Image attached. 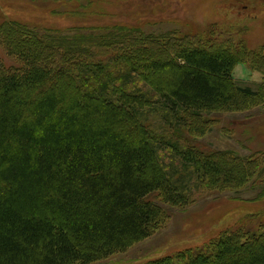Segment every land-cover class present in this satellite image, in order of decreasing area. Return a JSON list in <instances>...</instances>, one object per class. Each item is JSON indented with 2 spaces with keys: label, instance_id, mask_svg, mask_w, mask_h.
Returning a JSON list of instances; mask_svg holds the SVG:
<instances>
[{
  "label": "trees",
  "instance_id": "1",
  "mask_svg": "<svg viewBox=\"0 0 264 264\" xmlns=\"http://www.w3.org/2000/svg\"><path fill=\"white\" fill-rule=\"evenodd\" d=\"M201 36L0 24V50L19 63L0 64V264H92L124 252L163 215L150 198L185 207L192 181L264 189V153L205 155L182 140L191 121L258 96L234 84L241 57L230 43ZM242 222L147 264H264V223L253 232Z\"/></svg>",
  "mask_w": 264,
  "mask_h": 264
},
{
  "label": "rangeland",
  "instance_id": "2",
  "mask_svg": "<svg viewBox=\"0 0 264 264\" xmlns=\"http://www.w3.org/2000/svg\"><path fill=\"white\" fill-rule=\"evenodd\" d=\"M3 22L25 25L39 35L100 34L122 27L191 42L205 32L208 41L218 39L216 46L228 41L241 57L233 69L234 84L258 96L242 110L212 112L191 121L193 129L182 140L205 155L248 158L264 153V0H0ZM0 62L5 69L19 67L3 50ZM192 183L196 186L185 207L164 204L159 195L150 198L163 211L150 237L92 264H147L201 248L242 221L253 232L262 227L263 184L251 180L242 189L216 190Z\"/></svg>",
  "mask_w": 264,
  "mask_h": 264
}]
</instances>
